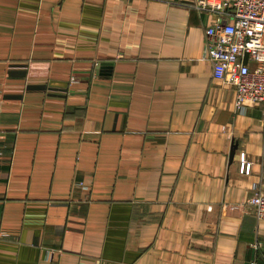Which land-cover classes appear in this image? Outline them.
<instances>
[{
  "label": "crops",
  "instance_id": "0c3cea01",
  "mask_svg": "<svg viewBox=\"0 0 264 264\" xmlns=\"http://www.w3.org/2000/svg\"><path fill=\"white\" fill-rule=\"evenodd\" d=\"M194 2L0 0V264H264L263 106Z\"/></svg>",
  "mask_w": 264,
  "mask_h": 264
},
{
  "label": "built area",
  "instance_id": "2783aa9c",
  "mask_svg": "<svg viewBox=\"0 0 264 264\" xmlns=\"http://www.w3.org/2000/svg\"><path fill=\"white\" fill-rule=\"evenodd\" d=\"M193 6L215 19L205 29L207 56L216 79L235 90V107L261 104L264 131V0H195ZM240 171L250 172L246 153ZM259 221H264V192L248 199Z\"/></svg>",
  "mask_w": 264,
  "mask_h": 264
}]
</instances>
